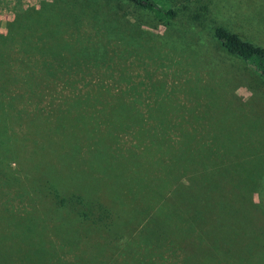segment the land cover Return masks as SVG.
Instances as JSON below:
<instances>
[{
  "label": "rangeland",
  "instance_id": "obj_1",
  "mask_svg": "<svg viewBox=\"0 0 264 264\" xmlns=\"http://www.w3.org/2000/svg\"><path fill=\"white\" fill-rule=\"evenodd\" d=\"M0 0V264H264V0Z\"/></svg>",
  "mask_w": 264,
  "mask_h": 264
},
{
  "label": "trees",
  "instance_id": "obj_2",
  "mask_svg": "<svg viewBox=\"0 0 264 264\" xmlns=\"http://www.w3.org/2000/svg\"><path fill=\"white\" fill-rule=\"evenodd\" d=\"M136 5L151 10L159 20H167L176 15L174 9L160 4L157 0H127ZM214 37L229 53L245 60H253L258 70L264 72V46L254 45L243 40L236 33L222 26H217L213 32Z\"/></svg>",
  "mask_w": 264,
  "mask_h": 264
}]
</instances>
